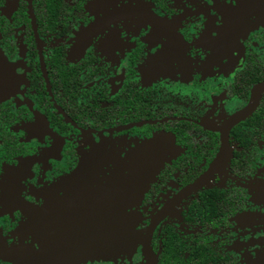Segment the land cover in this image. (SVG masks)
<instances>
[{"label": "flooded vegetation", "instance_id": "af4514ba", "mask_svg": "<svg viewBox=\"0 0 264 264\" xmlns=\"http://www.w3.org/2000/svg\"><path fill=\"white\" fill-rule=\"evenodd\" d=\"M147 257L264 264V0H0V264Z\"/></svg>", "mask_w": 264, "mask_h": 264}, {"label": "water", "instance_id": "95a60500", "mask_svg": "<svg viewBox=\"0 0 264 264\" xmlns=\"http://www.w3.org/2000/svg\"><path fill=\"white\" fill-rule=\"evenodd\" d=\"M135 163V162H134ZM139 164V162H138ZM124 172L122 171V174ZM128 178H124L122 176V183H126L128 182ZM106 204H108L109 209L111 208V206L113 205V202H106ZM100 203L98 204V206L100 207ZM91 210V209H90ZM97 210H101V207L98 208ZM123 213H124V209H123V203H121V222H122V232H121V240H122V246H125L127 248V246L130 245V230L127 228L128 226L124 225V217H123ZM129 230V231H128ZM90 253H92V251L90 250ZM145 264H154L153 261L151 260V258L147 257L146 258V263Z\"/></svg>", "mask_w": 264, "mask_h": 264}]
</instances>
